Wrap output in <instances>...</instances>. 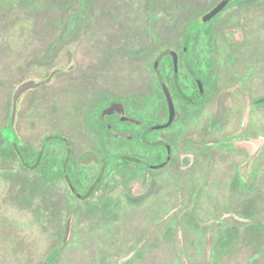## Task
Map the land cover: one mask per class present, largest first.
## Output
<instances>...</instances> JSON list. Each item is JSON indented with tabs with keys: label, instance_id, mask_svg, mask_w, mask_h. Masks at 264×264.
Masks as SVG:
<instances>
[{
	"label": "rangeland",
	"instance_id": "1",
	"mask_svg": "<svg viewBox=\"0 0 264 264\" xmlns=\"http://www.w3.org/2000/svg\"><path fill=\"white\" fill-rule=\"evenodd\" d=\"M219 1L90 0L86 6L85 0H0V130L10 124L13 95L23 81H40L58 67L75 66L65 76L73 80L88 73L89 66L100 65L115 47L146 51L139 62L128 57L124 69L128 81H144L145 92H156V47H179L189 17L204 14ZM259 1L253 11L234 2L213 24L218 68L226 77L246 81L243 90L251 98L264 95V0ZM237 33L242 44L235 41ZM57 89L54 83L22 96L16 128L25 150L38 149L43 137L57 130L60 121L51 114L61 99ZM241 96L209 137H234L244 116V136L261 146L252 164H247L248 144L215 149L207 180L211 157L200 145L208 139L209 114L191 125L187 109L179 105L178 122L167 134L179 143V167L135 179L116 168L101 190L88 201L75 202V209L65 197V184H43L38 173L26 171L9 142H1L0 264H48L56 251L52 264H117L135 249L126 264H264V108L248 111ZM74 101H65L64 132L73 119ZM73 136L81 138L80 148L88 146L82 130ZM5 139L13 140L7 132ZM238 166L244 173L249 167L261 173L253 190L234 182ZM108 197L118 211L104 218L95 207ZM70 215L73 224L63 243Z\"/></svg>",
	"mask_w": 264,
	"mask_h": 264
},
{
	"label": "flooded vegetation",
	"instance_id": "2",
	"mask_svg": "<svg viewBox=\"0 0 264 264\" xmlns=\"http://www.w3.org/2000/svg\"><path fill=\"white\" fill-rule=\"evenodd\" d=\"M222 1L216 2L200 16L189 17V26L179 47L171 46L163 49L156 47L152 65L156 78V92L152 94L145 92L144 81L140 84L138 80L128 81V72L124 69L125 61L129 60L128 57H131L132 61L139 62L146 51L137 50L131 53L128 49L115 47L102 58L100 65L89 66L88 73L76 75L73 80H66V74L73 73L76 67L71 66L67 69L58 67L48 77L40 80L50 79V82L26 92L25 95L56 83L57 91L61 94L60 102L51 107V114L57 115L60 121L55 124L57 130L47 133L38 149L27 147L25 150L21 146L22 140L16 128L17 119L22 110L21 102L18 105L15 119L13 118L14 97L17 90L24 83L34 79H26L19 84L13 95L10 124L0 130V143L9 142L26 171L33 174L38 173L43 184L47 186L65 184L68 191L65 197L73 203V209L79 206L78 203L75 205V202L92 199L116 168H122L121 171L124 174L129 175L130 173L131 178L135 179L144 174L155 175L156 172L168 170L172 166L179 167L176 155V151L180 149L179 143L171 135H167L178 122L179 105L187 109L189 115L186 122L191 125L201 122L209 114L207 116L208 139L200 145L207 149L211 157V164L206 173L207 180L211 177L215 149L234 148L236 145L248 144L252 151L247 164H252L261 146L258 145L259 142L256 139L244 136L247 127V120L244 116L234 137L230 139L209 137L211 131L228 118L230 104L236 103L239 95L242 94V100L247 99L248 111L257 107L264 108V95L260 98L249 97L251 94L243 90L247 85L246 81L242 82L238 76L226 77L223 70L218 68L214 49L217 30L213 25L219 15L234 2L239 3L240 8L246 11H253L260 1L230 0L222 12L213 15L214 9ZM240 34H234L237 44L243 42ZM154 41L156 45L160 41L156 28ZM165 52L166 54L161 56ZM160 56L158 66L162 80L155 70V62ZM116 63L119 71L115 69L113 72L112 66ZM162 82L168 87L173 110ZM66 99L76 101L71 103L73 119L68 121L70 122L67 126L69 130L64 132L63 114ZM220 100L225 101V113L222 118L218 116ZM45 124L48 125L47 121ZM72 128L73 131H71ZM80 130L88 136L90 141L84 148L79 147L81 138L75 139L73 136V132L76 137L79 136ZM6 132L12 136V141L5 139ZM190 140L191 144L196 143ZM185 151L187 154H192L189 149ZM1 167L2 163H0ZM88 172L93 173V178L88 175ZM260 176L261 173L253 171L250 167L245 173L241 172L238 166L234 182L238 183L241 189L251 191ZM196 193L198 189L194 195ZM108 198L100 207H95L97 213L104 218L118 211L115 207L117 203L113 202L112 197ZM72 217L73 215H70L67 218L63 243H66L70 235L69 232L66 238L65 232L68 224L71 223V226L73 224ZM131 258L123 264L130 262ZM120 262L118 261L117 264Z\"/></svg>",
	"mask_w": 264,
	"mask_h": 264
},
{
	"label": "water",
	"instance_id": "3",
	"mask_svg": "<svg viewBox=\"0 0 264 264\" xmlns=\"http://www.w3.org/2000/svg\"><path fill=\"white\" fill-rule=\"evenodd\" d=\"M230 2V0H223L213 11V15L215 14H218L220 12H222L228 5V3ZM165 53H163L161 56H163ZM161 56L157 59V61L155 62V70H157L158 72V75L160 77V80H162L161 76H160V73H159V60L161 58ZM50 82V79H47V80H44V81H36V80H30L26 83H24L23 85H21L19 87V89L17 90L16 94H15V97H14V112H13V118L15 119V115H16V112H17V108H18V105L22 99V96L29 90H32V89H36V88H40L42 85L46 84ZM163 88L167 94V97H168V101H169V104H170V107L171 109L173 110V102L171 100V96H170V93L168 91V87L166 86L165 83H163ZM111 111V110H110ZM225 113V101L223 100H220L219 102V108H218V116L219 118H222V116L224 115ZM172 117H173V114H172ZM172 120V118H171ZM70 227H71V223L68 224V227L66 229V238L68 237L69 235V232H70ZM136 253V251L131 255L129 256L128 258H125L123 260H121L120 264H123L125 263L127 260H129L134 254Z\"/></svg>",
	"mask_w": 264,
	"mask_h": 264
},
{
	"label": "trees",
	"instance_id": "4",
	"mask_svg": "<svg viewBox=\"0 0 264 264\" xmlns=\"http://www.w3.org/2000/svg\"><path fill=\"white\" fill-rule=\"evenodd\" d=\"M86 2H85V5L86 6H89V0H85ZM57 252H55V253H53L52 255H51V257L49 258V261H48V264H52V263H54V261L56 260V257H57Z\"/></svg>",
	"mask_w": 264,
	"mask_h": 264
}]
</instances>
